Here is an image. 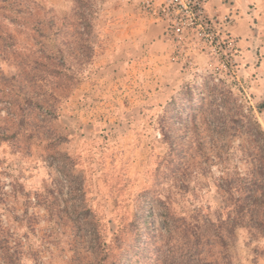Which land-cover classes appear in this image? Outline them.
<instances>
[{"label": "rangeland", "instance_id": "obj_1", "mask_svg": "<svg viewBox=\"0 0 264 264\" xmlns=\"http://www.w3.org/2000/svg\"><path fill=\"white\" fill-rule=\"evenodd\" d=\"M142 2L0 0V264L5 247L11 264H167L166 241L179 243L157 200L177 215L222 216L217 165L182 183L176 159L166 163L163 132L184 141L179 108L173 123L164 112L174 100L185 114L210 86L230 87L264 130V72L244 67L238 47L232 75L185 55ZM231 144L243 148L245 135ZM229 256L264 264V233L236 228Z\"/></svg>", "mask_w": 264, "mask_h": 264}, {"label": "trees", "instance_id": "obj_2", "mask_svg": "<svg viewBox=\"0 0 264 264\" xmlns=\"http://www.w3.org/2000/svg\"><path fill=\"white\" fill-rule=\"evenodd\" d=\"M75 3L77 10L82 9L81 0H75ZM82 13L79 19L87 26L89 18ZM181 94L189 101L191 87L183 88ZM179 105L172 100L164 112L166 119L173 123L169 114L174 113L176 106L179 108V112L175 113L180 123L177 129L182 131L184 141L174 143V134L169 128L163 132L170 147L166 163L171 165L176 159L177 180L180 179L182 183L194 172L202 176L209 160L217 165L221 173L213 181L221 197L223 214L216 220L201 218L193 213L177 215L169 206V198L157 200L167 239L174 235L179 243L177 246L175 242L171 244L166 241V263L233 264L229 255L236 228H245L252 239L264 233V130L250 106H245L242 98L234 95L230 87L210 86L206 94L200 95L199 104H189L185 114ZM197 117L200 121H197ZM203 132L212 140L213 147L210 149L214 151L213 154L203 147ZM239 133L245 135L246 146L235 149L231 138ZM193 143L197 148L202 147L200 152H187ZM237 158L246 162L249 160L252 165L242 172ZM215 248L221 250L214 251ZM3 250L5 263L11 264L12 255L7 247ZM177 252L179 254L176 256ZM220 253L223 256L219 257ZM209 255L211 257L207 258Z\"/></svg>", "mask_w": 264, "mask_h": 264}, {"label": "built area", "instance_id": "obj_3", "mask_svg": "<svg viewBox=\"0 0 264 264\" xmlns=\"http://www.w3.org/2000/svg\"><path fill=\"white\" fill-rule=\"evenodd\" d=\"M209 0H143L142 9L163 23V35L190 57L215 60L226 74H234L236 36L231 13L219 15Z\"/></svg>", "mask_w": 264, "mask_h": 264}, {"label": "crops", "instance_id": "obj_4", "mask_svg": "<svg viewBox=\"0 0 264 264\" xmlns=\"http://www.w3.org/2000/svg\"><path fill=\"white\" fill-rule=\"evenodd\" d=\"M209 9L219 15L232 13L236 22L238 59L244 67L264 72V0H209ZM201 56H195V59Z\"/></svg>", "mask_w": 264, "mask_h": 264}]
</instances>
